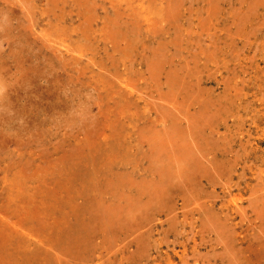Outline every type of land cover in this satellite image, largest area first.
<instances>
[{
	"label": "rangeland",
	"instance_id": "obj_1",
	"mask_svg": "<svg viewBox=\"0 0 264 264\" xmlns=\"http://www.w3.org/2000/svg\"><path fill=\"white\" fill-rule=\"evenodd\" d=\"M0 264H264V0H0Z\"/></svg>",
	"mask_w": 264,
	"mask_h": 264
},
{
	"label": "bare ground",
	"instance_id": "obj_2",
	"mask_svg": "<svg viewBox=\"0 0 264 264\" xmlns=\"http://www.w3.org/2000/svg\"><path fill=\"white\" fill-rule=\"evenodd\" d=\"M193 169V168H192ZM142 202V201H141ZM105 215V214H104Z\"/></svg>",
	"mask_w": 264,
	"mask_h": 264
}]
</instances>
